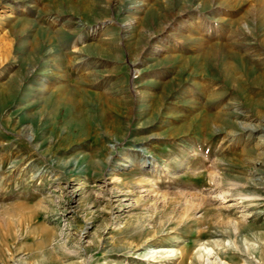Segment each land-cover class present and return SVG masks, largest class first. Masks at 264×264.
<instances>
[{
	"label": "rangeland",
	"instance_id": "374dc122",
	"mask_svg": "<svg viewBox=\"0 0 264 264\" xmlns=\"http://www.w3.org/2000/svg\"><path fill=\"white\" fill-rule=\"evenodd\" d=\"M263 139L264 0H0V264H264Z\"/></svg>",
	"mask_w": 264,
	"mask_h": 264
},
{
	"label": "bare ground",
	"instance_id": "6f19581e",
	"mask_svg": "<svg viewBox=\"0 0 264 264\" xmlns=\"http://www.w3.org/2000/svg\"><path fill=\"white\" fill-rule=\"evenodd\" d=\"M191 24V23H190ZM182 26H190V25H182ZM177 38H176V42L177 43H180V42H183V37H184V35H183V33L182 32H177ZM164 40H165V38H162V40L160 41V42H164ZM57 76H60V74H57ZM248 129L250 130V131H260V130H262V129H258L257 127H255V126H253V125H248ZM262 136V135H261ZM262 138H263V136H262ZM263 142H264V139L262 140ZM126 162H129V163H131V164H133L134 165V162H133V159L132 158H128L127 160H126ZM140 165H142V166H146L147 165V161L146 160H142L141 161V163H140ZM123 166H127V165H123ZM256 180H259V182L260 183H264V181H263V179L261 180V179H256ZM73 252V251H72ZM210 253V252H209ZM208 253V254H209ZM211 254V253H210ZM206 256V255H205Z\"/></svg>",
	"mask_w": 264,
	"mask_h": 264
}]
</instances>
